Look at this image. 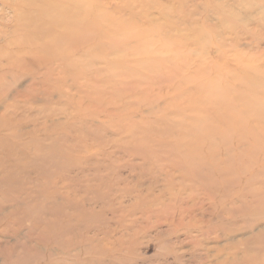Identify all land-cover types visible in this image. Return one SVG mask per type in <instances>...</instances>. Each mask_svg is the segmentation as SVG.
I'll list each match as a JSON object with an SVG mask.
<instances>
[{"label":"rangeland","instance_id":"1","mask_svg":"<svg viewBox=\"0 0 264 264\" xmlns=\"http://www.w3.org/2000/svg\"><path fill=\"white\" fill-rule=\"evenodd\" d=\"M97 1L87 0V4L85 3L88 8H93V15L98 20L96 25H93L95 31L87 30L89 24L82 27L69 25L74 34L71 36L72 40L82 39L83 36L88 37V41L94 43L91 50L79 48L80 50L77 51L78 48H72L67 51L65 46L71 39L69 36L70 39L65 38V40L59 32L43 35L42 29L34 20L41 18L40 20L45 19V22H48L53 18L66 15L68 11L65 10V3L69 5L73 0H49V2L47 0H0V110L3 111L1 108L3 103L8 101L13 93L25 90L31 77L37 76L35 81L39 86L38 90L42 92L38 91L32 96L33 103L19 105L15 115L16 119H14L17 127L13 130L18 131L23 127L32 128L34 124H43V121L47 123V126L49 125V130L51 129V132L48 130L51 134L49 140L39 141L44 137L35 136V139H28L31 146H27L26 138L22 141L19 136L7 135L10 134L8 130L11 131L10 128H12L7 126L6 130L0 131V154H4L3 149H10L12 154L16 153V149L26 148V151H29L30 155L37 160V164L34 166L37 168L41 166L38 178L48 182L52 178L51 175H60L65 171V168H69L72 160L78 159L83 151L98 152L97 156H93L87 161L90 166L86 168L85 174L97 171V168L93 167L94 164H97L98 169L104 174L109 171L113 178V180L111 179L113 193H117L118 187L125 188L126 186H130L129 191H131L134 178L131 177L132 166L129 164L140 163L146 155L156 156L154 159L152 157V161L150 160V162H154L153 164L176 166L183 170L182 173L186 176L195 172L192 170L193 168L196 169L198 165L205 164V168L203 165L201 167L204 169L202 175L196 174L197 172L192 173L189 176L191 178L188 177V179H192V176L195 177L197 180L194 178L195 181L194 179L193 181L195 184L197 183L198 187L200 185L201 189L206 187L204 190L210 189L212 193H214V189L217 194L223 189L228 190L225 193L237 191L234 182L235 180L236 184L244 182L247 178L246 173L247 176L252 175L249 178L254 179L253 181L258 183L264 181V169L262 170L264 168V6L263 8L258 6L256 4L258 0H180V2L177 0L179 3L176 0H174L175 2L173 0H155V3L148 0L151 3L147 7L139 5L136 0H102L99 3ZM53 2H56L57 7ZM59 2L60 5L63 2V7L59 8ZM224 7L228 8L227 11ZM55 9H60V11H56L58 15L55 13ZM171 9L176 13L174 12V14ZM64 10L67 12L65 13ZM177 10H181V12L178 13ZM49 11L53 17H50ZM59 12L61 13L59 14ZM223 12L224 14L226 12V14H236V17L227 19L226 16L229 14L226 16L219 14ZM171 13L174 16L177 14L178 20ZM182 15L186 16L185 19L181 17ZM222 15L224 18H221ZM154 19L156 20L154 21ZM204 20L206 21L203 22ZM179 22L181 27H178ZM206 23L216 29L214 31L206 29ZM203 30L204 37L201 38L200 34ZM198 34L199 36L196 38ZM36 35L44 38L41 41L50 43L55 39L56 43L44 52L39 48L42 42L33 38ZM193 38L194 41H192ZM65 53H69L71 56H65L67 59L65 58L63 66H60L59 73L56 71L53 77L64 81L60 80L61 84L58 82L60 86H57L55 82L48 81L50 84L52 83L51 85L55 84L53 86H57V90L52 91L50 98L52 101L47 104L50 95L47 91L49 88L44 87L43 89V86L48 85H43L44 75L37 73L39 71H37L38 64L36 63L43 66L47 57L51 56L53 59H57L58 57L55 55L61 57L63 54L66 55ZM20 56H23V60L20 59ZM75 61L79 64L74 63ZM65 64L67 65L66 69ZM69 67L77 69L72 68V72L68 69ZM246 69L259 71L258 74L256 72L258 76L244 71ZM28 75L30 77L26 78ZM5 78L6 80H4ZM60 92H66L67 96L59 98ZM67 112H73L75 120L73 121L72 117V123L63 119ZM49 118L54 119L56 124L61 123V127L53 126V122ZM81 118L84 120L81 121ZM219 119H223V121ZM64 122L65 124H63ZM80 122L87 123L86 125L92 129L82 127ZM94 122L97 126L94 125ZM225 122L227 126H225ZM75 123L78 137L75 134V129L69 131L68 128L69 124ZM100 125L104 126L105 130L102 129L96 133L98 128H102ZM54 131L61 133L65 140L60 141L61 135L59 139L56 138L53 134ZM5 136L9 138L3 139L2 137ZM113 141L114 143H112ZM175 142L178 144L176 145ZM114 145L121 148H112ZM70 149L79 151L71 156L59 154L64 150L71 152ZM220 150H222L219 152L221 155L218 153ZM225 150L228 151L225 152ZM187 151L190 153H186ZM228 152L230 153L227 154ZM24 153L17 154L22 157ZM216 155L221 156L219 161ZM191 159L194 160V164ZM197 162L200 163L197 165ZM221 165L226 168L222 169L224 166ZM214 166H218L217 170ZM241 167L244 169L243 171ZM60 168H64L62 172ZM184 170L188 173L185 174ZM212 170H215L213 175H211ZM239 170L246 172L243 173L245 178L238 172ZM252 170L253 172H251ZM257 170L261 173L256 172ZM229 171L237 176L232 175ZM236 171L241 176H238ZM115 172L118 173L120 179L113 176ZM217 175L218 177H216ZM223 175L224 177L230 176L231 179L229 180V177L223 181L224 177H221ZM202 176L207 177L206 180ZM162 179L165 180L162 183L167 184L165 177ZM218 179L219 182L223 181L222 185V182L214 184L218 182ZM84 180L85 178L79 184L83 185ZM202 180L206 181L205 184ZM227 180L231 181L233 186H229L228 184L231 183ZM211 182L214 187L209 184ZM224 184L226 185L223 186ZM80 185L75 187L79 193L84 194V189H81ZM42 189V184H35V191L31 189L32 196H39L43 199V196L37 193V190ZM162 189H164L163 185L159 184L157 191ZM261 193L263 194L264 190ZM201 194V197L205 198V193ZM123 195H125L124 198L120 199L122 203L119 199H115L114 211L112 208H105L101 198L98 199L99 201L89 202V207L95 208V210L89 211L87 220L82 222L81 226L77 227L73 233L63 238V242L59 246L60 251L55 250L57 256L50 263L218 264V261L229 260L227 253L230 252V248L244 250L248 247L246 243L249 240L255 242L257 237L264 240V236L260 233L264 232V210H261L248 220H234L231 225L229 222L225 229L227 234H221L219 241L215 242L212 239L202 243L211 249L218 246L222 250V247H226L227 251L221 256L219 254L218 258L214 257L217 254L215 252H208L210 256L208 258L207 251L198 249L195 255L185 254L182 258L183 261L180 262L171 257L166 258L167 260L161 259L155 251L156 238L176 241L177 236L167 235L168 227L166 225L150 229L144 238L143 234L138 232L137 237L140 238V243L136 245L135 252L131 251L126 257L124 256L125 252H117L115 258L107 257L92 241L78 244L81 237L87 240L99 236L95 235L94 231L90 234L89 232L102 224L108 223L109 227L116 228L117 222L113 219L121 210L127 213L129 211L138 212L132 209L135 204L134 192ZM202 203L205 210H210V203L206 198L204 202H201V205ZM262 203H264V198ZM77 208L81 213V207ZM171 212L170 209L169 213L165 212L163 215L170 216ZM201 213L199 210L195 211L199 219L203 218ZM146 225L147 223L144 224V226ZM134 231L124 233L118 230L116 237L125 236L126 239L128 234L134 235ZM2 238L0 243L2 247L6 246V241L14 242L12 237ZM180 239L184 240V237L181 236ZM32 242L34 243V241ZM262 242L264 241L256 243L257 261L252 264H264V244ZM238 243L241 246L237 245ZM186 249L188 248L184 250ZM243 256L240 254L238 257L242 258ZM5 259V253L0 252V264H4ZM34 259L32 256L21 254L17 264H33Z\"/></svg>","mask_w":264,"mask_h":264},{"label":"bare ground","instance_id":"2","mask_svg":"<svg viewBox=\"0 0 264 264\" xmlns=\"http://www.w3.org/2000/svg\"><path fill=\"white\" fill-rule=\"evenodd\" d=\"M47 1L49 2V0H47ZM59 1H61V0H59ZM88 1H90V0H88ZM99 1L101 2L102 0H98L97 2L99 3ZM139 1L136 0V2L139 3V5H145L146 7L151 2L155 3V0H151V2H149L148 0H139ZM63 2L61 3L62 6L60 5V2L58 3L59 8L63 7ZM86 2H87V0H73V2L70 3L69 5H67L68 3H65L66 8H65V6H64V8L68 12L66 11L67 12L66 13L64 10L66 15H64V16L62 15L63 17L60 16L58 18H53L52 20L47 19L48 22H45V19L40 20L41 18L40 19L36 18L34 20V22L38 23L39 28L42 29L41 33H43V35L44 34H47V35L51 34L52 35L54 33L59 32L60 36L64 37V39L65 38L67 39L68 36L71 38V36L74 35L72 28L69 26L70 24H72L74 26L80 25L81 27L84 26L85 24H89L87 26V30H90L93 32L96 30L93 25H96L98 20L93 15V8L92 9L88 8V6L86 5L87 4ZM179 2H180V0H179ZM256 2H257L256 4L258 6H262V8H263L264 1L258 0ZM53 3H54V6H56V2H53ZM181 5H180V7H181ZM169 6H167V7L169 8ZM56 7H54V8H56ZM220 7H219V9L223 8V6L221 8ZM56 9L54 10L55 13H57L56 11H60V9H58V10H56ZM224 9H226V11H227L228 8L224 7ZM224 9H222V10H224ZM62 10H63V8L61 9V11ZM163 10H164V8H163ZM174 12L176 13V11H173V13ZM177 12L179 13V12H181V10L180 11L177 10ZM219 12H221V11H219ZM49 13L51 14L50 17L51 16L53 17V14L51 13V11H49ZM49 13H48V16H49ZM60 13L61 12H59V14ZM226 13L224 14V12H223V13H219V14H224L225 16L229 14L228 15L229 17L226 16L227 19H231V18L236 17L235 16L236 14L233 15V13H228V14H226ZM171 14H169V15H171ZM46 15H47V13H46ZM57 15H58V13H57ZM57 15H55V16H57ZM176 15L175 16L173 15V16L176 18ZM224 15H222L223 17L221 16V18H224ZM165 16H167V14ZM37 17H39L38 14H37ZM181 17H183V15ZM185 17H183V19H185ZM43 18H46V17H43ZM176 19L178 20V17ZM176 19H175V21H176ZM155 20L156 19H154V21ZM152 21H153V19H152ZM205 21L206 20H204L203 22H205ZM225 21H226V19H225ZM225 21H224V23H225ZM181 22H183V21H181ZM174 23L177 24L176 22H174ZM192 24H194V23L192 22ZM206 25H207L206 29H208V30L214 31L216 29V28H213L211 26V24L206 23ZM221 25H222V23H221ZM171 26H173V25H171ZM178 27H181V23L179 24ZM62 34H63V36H62ZM200 35L202 36L201 38L204 37V30L202 31V34H200ZM181 36L183 37L184 35H181ZM198 36H199V34L196 36V38H198ZM33 38L35 40L39 39V42H42V44H40L39 48H40V50H42L44 52L46 50L50 49L51 46H53L56 43L55 39H53V41L50 43H48V41H44V40L41 41V39H44V38L41 36H37V35L33 36ZM70 38H68V39H70ZM196 38H195V41H196ZM88 40H89V38L85 37V36H83L82 39L72 40V38H71L70 41L69 40L67 41L68 43L66 44L65 47H66L67 51H68V49L71 50L72 48H78V49H76L77 51L80 50L79 48L90 49L94 43L92 44ZM192 41H194V38ZM68 55H69V53H67L66 55L63 54V55H61V57L59 55H57V56L55 55V57H58L57 59H53L51 56L47 57L48 59H46L43 62L44 63L43 66H39V63H36V64H38L37 65V69H38L37 71H39L37 73L39 75H42V74L44 75V81L42 82L43 85H48V86H43V89H44V87L49 88V89H47V91L50 93V95L48 97L49 100L47 99V104L52 101L50 99L52 91L55 89L57 90L56 87L58 85L60 86V84H61L60 80L61 81L63 80V79L57 80L56 78H53V77H54L56 71L59 73L60 66L61 67L63 66L62 65L63 61L65 60V58L67 59V57H65V56H68ZM83 55H85V54H83ZM69 56H71V55H69ZM22 57L20 56V59ZM82 57L84 58V56H82ZM70 58H72V57H70ZM83 58L80 61L81 63H82ZM22 60H23V58H22ZM21 62H23V61H21ZM23 63H25V62H23ZM74 63H78V62L75 61ZM30 66H33V65H30ZM66 68H67V65H66L65 69ZM72 68H74L75 70L77 69L75 67H72ZM72 68L70 69V67H69L68 69H70V71H71ZM244 71H249V70L246 69ZM30 72H31V70H30ZM72 72H73V70H72ZM249 72H250V74H253L254 76L255 75L258 76L257 74L259 73V71L257 72V71H255V69L253 71H249ZM256 72H257V74H256ZM33 73H35V72H33ZM20 74H21V72H20ZM35 75H36V73H35ZM69 75H71V74H69ZM14 76H15V74L13 75V77ZM27 77H30V76L28 75V76H26V78ZM36 79H37V76H35V78L32 76L31 80L29 82V85L26 86L27 88L25 90L16 91L15 93H13L8 98L9 99L8 101L3 103V106L1 107L3 111L0 110V131L6 130L7 126L12 127V128H10L11 131L8 130V132H10V134H7V135L13 136V137L19 136L20 137L19 139H21V140L26 138L27 141H28V139H30V140L35 139L36 138L35 136L44 137L43 139L38 138V139H40L39 141H47L51 138V134H49V131L51 129L49 130V127H48L49 125L47 126V123H45V121H43L45 124L44 123L43 124L39 123L38 125L34 124L32 128L23 127V128H20L18 131L13 130V128L17 127L14 119H16L15 115H16V111H18L19 105L22 103H33L34 100H33L32 96L39 91L38 90L39 86H37L36 81H35ZM77 79H78V76H77ZM4 80H6V78ZM48 81L49 82H55V84L57 86L54 87L53 85H55V84L51 85L52 83L50 84ZM58 82L60 84H58ZM52 86H53V89L51 88ZM63 86H65V85H63ZM3 91H5V90H3ZM39 92H42V91H39ZM53 92H55V91H53ZM66 96H67L66 92H60L59 93V98H63ZM12 115L14 118L12 117ZM64 115H65V118H63V119H65V121L68 123H72L71 118L73 117V112H71V113L67 112V114L65 113ZM46 117L48 118L49 116H46ZM50 117H52V116H50ZM49 119L51 120V118H49ZM53 120H51L53 122V124H52L53 126H55L56 128L59 126L61 127V125H62L61 123L56 124V123H54ZM74 120H75V118L73 119V121ZM83 120L81 118V121H83ZM219 120H221V119H219ZM221 121H223V119ZM76 122H78V121H76ZM80 123L82 124V127H84V128L90 127V126L88 127L86 125L87 123H85V122H80ZM91 123L93 124V122H91ZM63 124H65V122ZM225 124H226V122H225ZM229 124H231V123L229 122ZM94 125H96L95 122H94ZM66 126H63V127H66ZM100 126L102 128H98L96 130V133H97V131H102V129L105 130L104 126H102V125H100ZM225 126H227V124ZM68 128H69V131H74V129H75V134L78 137L76 123L71 124V125L69 124ZM90 129H92V128L90 127ZM228 129H229V127H228ZM54 130H56V129H54ZM225 130H227V129H225ZM55 132H58V131H54L53 134H54V136H56V138L59 139L61 133H59V132L55 133ZM2 138L5 139V138H9V137L5 136ZM67 138H69L68 135H67ZM185 138H186V136H185ZM188 138H189V136H188ZM64 140H65L64 136L61 135L60 141H64ZM112 143H114V141ZM25 144L27 146H31L29 141H28V143L25 142ZM175 144H176V142H175ZM26 145H25V147H27ZM112 148H118L119 149L121 147L114 145ZM16 150H17L16 153L11 154L10 149H7V150L3 149L4 154L3 155L0 154V172H4L3 174L0 173V243L3 240L2 237L9 236V237H12V239L14 240V242L6 241L5 247H2V245L0 244V252L5 253V256H6L4 264H17L18 259L21 257V254L34 257L35 261L33 262V264H51L52 262L50 263V261H52L54 259V257L57 256L56 251L57 250L60 251L59 246L62 244L63 238H65L68 234L73 233L77 229V227L81 226L82 222L87 220V215H88L89 211L95 210V208L89 207V202L99 201L98 199H100V198H101V201H104L103 203L105 204L104 205L105 208H108V209L112 208V211H114L116 204L114 205L113 203L118 199H119L120 203H122V201L120 199L124 198L125 195H123V194H131L132 192H134V194H135V196L133 195L134 199H135V204L133 205L132 209H134V211H138V212L132 213L129 211L127 213V212H122V210H121V212L119 214L115 215V218L113 219L117 222L116 228L115 227L114 228L109 227L108 223L102 224L96 228H93L89 232V234H90L92 231H94V232H96L95 235L98 234L99 236H95L93 238H88L87 240H85V239H83V237H81L80 240L78 241V244H81V243L86 244L87 241H92L93 243L97 244V247H99V250L101 253L105 254L107 257H112V258H115L114 256L117 252H125V255H124L125 257H126V255L131 253V251L135 252L136 245L138 243H140V238L137 237V233L141 232L143 234V238H144L150 229H152L156 226H159V225H166L168 227V231L166 232L167 235H169V236L177 235L176 239H175L176 241H172V240L167 241V240H164L160 237L156 238V240H155L156 241V243H155L156 250L155 251L157 252V255L159 257H161V259L167 260L166 258L171 257L174 260L180 262V261H183L182 258H184L183 256L185 254L191 253L192 255H195V252L198 249H204L203 251H207L206 255L208 256V258L210 257L208 255V252H210V253L215 252L217 254L214 255V257L218 258L219 254L221 256L222 253L227 251L226 247H222L221 248L222 250H220L218 246L211 249L207 246H204L202 243L205 241H210L212 239H214L215 242L219 241L221 239V236H220L221 234H227L225 229H226V226L229 222L231 225L232 221H234V220H248L249 218H253L254 216H256V213L258 211L264 210V203H262V199L264 198V193L260 194V192L262 190H264V181H262V182L260 181V183H258L257 181H253L254 179L249 178V176H252V175L247 176L246 172H242L244 170V169H242L243 166L241 167L242 173L240 172V170L238 172H240V174H242V175H243V173H246L247 178H246V180L244 179L245 180L244 182H240V183L238 182L239 181L238 180L237 181L238 184H236V180H235L234 187L237 189V191H235V190L232 191L235 193H232V192H229V193L226 192L225 193V191H228V190L223 189L224 191L222 190V192L220 191V193L218 192V194H217L215 192V189L213 191L214 193H212V191H210V189L207 191L204 190V189H206V187L204 189H201L200 184H198V185H200L198 187L197 183L195 184V182H194L196 179L195 177L192 176V179H190L191 181L188 179V177L191 176L192 173H196V172H197L196 174L202 173V171L204 170L201 168L203 164H200L201 165L200 166V165H198V163H200L201 161L203 162L204 160L197 162L198 166L195 164L197 166V168L192 169V170H195V172H192L191 175L186 176L182 173L183 170L178 169V167H176V166H168V165L166 166V165H160L158 163L153 164L154 162H150V160L152 161L156 157L155 155L142 154L144 156L146 155V157L142 158L141 159L142 161L140 163H138V164L130 163L129 164V166H132L131 167V169H132V171H131L132 176L131 177L134 178L131 191H129L130 186H126L125 188L118 187L117 193H113V189L111 187V179L113 180V178L110 176L109 171L107 174H104L100 171V169H98L99 167L97 166V164L96 165L94 164L93 167L97 168V171H95V173H92V174H85V172H87L86 168L88 166H90L87 161L89 160V158H92L93 156H97L98 152L92 153V150H91V152L83 151V153L80 154L78 159L72 160L70 167L67 169L65 168V171L62 174L51 175L52 178L48 182H44L45 180L42 181L43 179L40 180L38 178L39 177L38 172L39 173L41 172V170H40L41 166L38 168H37V166H34L35 164H37V160L34 158V156H31L29 151H26V148L24 149V147H23V149H16ZM70 150H71V152H69L68 150H66V151L64 150V152H60L59 154L64 155V156H71L75 152L79 151L77 149H70ZM187 150H189V149H187ZM228 150H225V152ZM221 151L222 150L218 151V153ZM232 151H234V150H232ZM23 152H25V153L23 154L22 157L18 156L17 153H23ZM190 152H192V151H190ZM190 152L187 151L186 153L189 154ZM193 152H194V150H193ZM186 153H184V154H186ZM229 153L230 152H228L227 154H229ZM214 154H215V152H214ZM104 155H105V153H104ZM220 155H219V157H218V155H216L218 157V161L221 157ZM132 156H137V155H132ZM152 157H153V159H152ZM188 157H190V156H188ZM192 157H193V155H192ZM197 157H199V156H197ZM200 157H202V156H200ZM203 157H205V156H203ZM148 158H150V159H148ZM230 158H231V156H230ZM205 159H208V158H205ZM186 160L188 161V158H186ZM189 160H190V158H189ZM194 160L196 161V158ZM194 160H192L193 164H194V162H193ZM234 160H235V157H234ZM207 161L210 162L209 160H207ZM262 161H261V164H262ZM157 162H158V160H157ZM221 162H224V161H221ZM205 163L207 164L206 161H205ZM234 163L236 164V162H234ZM213 164H211V165H213ZM98 165H101V164H98ZM111 165H113V164L111 163ZM224 165L226 166V164H224ZM224 165H221V166H224ZM203 166L205 168V164ZM225 166L222 169L226 168ZM227 166H228V164H227ZM208 167H209V169L211 168L210 164ZM217 167H215L216 170H217ZM228 167H230V166H228ZM261 167H263V166H261ZM63 169L64 168H60V171L62 172ZM219 169H221V168H219ZM263 169L264 168H262V170ZM253 170L251 172H253ZM213 171L215 172V170H212L211 175H213L212 174ZM247 171H249V170H247ZM256 172H260V171L257 170ZM116 173L117 172H115L113 174V176L120 179V176H118V173L117 174ZM186 173H188V172L185 171V174ZM206 173H207V171H206ZM229 173H232V172L229 171ZM236 173H237V171H236ZM233 174L234 173H232V175ZM237 174H238V176L240 175L239 173H237ZM249 174H250V172H249ZM251 174H253V173H251ZM81 175H83V176H81ZM85 175H86V177H85ZM218 175H220V174H218ZM218 175L216 177H218ZM234 175H236V174H234ZM163 176L165 177L167 184H165V182L162 183L164 180V179H162V178H164ZM206 176H208V175L206 174ZM209 176H210V174H209ZM196 177L199 178L198 176H196ZM221 177H224V175ZM229 177L230 176L224 177L223 179L222 178L221 179L224 181L225 178L228 179ZM84 178H85V180H84L83 185H80L79 183L82 182V180ZM189 178H191V177H189ZM206 178L207 177H205L204 179L206 180ZM244 178H245V176H244ZM147 179H149V180L147 181ZM193 179H194V181H193ZM230 179H231V177L229 178V180ZM207 180L210 181L209 179H207ZM211 180L213 181L212 176H211ZM222 180H221L222 183L219 182V179H218L217 183H214V182L213 183L216 185L218 183H221V185H222L223 184ZM232 180H233V178H232ZM198 181H196V182H198ZM32 182H34V183H32ZM202 182H203V184H205L206 181L204 182V180H202ZM228 182L231 183V181H228ZM198 183H200V182H198ZM35 184H42L43 185L42 190H37L38 195H42L43 199L39 198V196H37V197L32 196L31 189L33 191H35L34 190ZM159 184L163 185V187H164V189H162L161 191L160 190L157 191ZM209 184L212 185V182ZM78 185L81 186V189H84L83 190L84 194L79 193L78 189H76L75 186H78ZM225 185L226 184H224L223 186H225ZM228 185L230 186V185H232V183L228 184ZM223 186H221V187H223ZM257 186H260V187H257ZM203 187H204V185H203ZM207 187H208V185H207ZM216 189L219 190L218 187H216ZM218 190H216V191H218ZM121 193H123V194H121ZM193 193H194V195H193ZM201 193H203V195L205 193V198L210 203L209 204L210 210H205L203 207V203L201 205V202L205 201V198L201 197L202 196ZM79 206L81 207V210H82L81 213H79L80 211L77 208ZM170 209L172 210V212L170 213V216H164L163 214H165V212L169 213ZM197 210L202 212L201 215L203 216V218L199 219L198 218L199 216L197 217V215L195 214V211H197ZM192 214H194V215H192ZM145 223H147L146 226H144ZM233 225L235 226V223ZM138 228H139V230H136ZM118 230H120L124 233H128L130 231L135 230L134 231L135 234L134 235H130L131 233L128 234L126 239H125V236L116 237V232ZM222 230H224V231H222ZM260 233L264 236V232H260ZM181 236L184 237V240L180 239ZM255 240H256L255 242L253 240H249L246 243V245L248 247H246L244 250H241L238 248H233L231 246L232 248H230L231 249L230 252L227 253L228 254L227 258H229V260L227 259V260L221 261V262L218 261V264H248V263L252 264L254 261H257L256 255H255L256 243L259 241H264V240L262 238H258V237L255 238ZM32 241H34V243ZM141 243H142V240H141ZM239 243L237 245H240ZM262 244H264V242H262ZM185 248H188V249L184 250ZM77 252H79L80 254L82 253L81 251H77ZM240 254L242 256L244 254V256L242 258L238 257V256H240ZM36 255H38V256H36Z\"/></svg>","mask_w":264,"mask_h":264}]
</instances>
